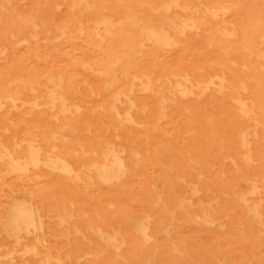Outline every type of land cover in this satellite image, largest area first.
I'll list each match as a JSON object with an SVG mask.
<instances>
[{
    "label": "rangeland",
    "instance_id": "obj_1",
    "mask_svg": "<svg viewBox=\"0 0 264 264\" xmlns=\"http://www.w3.org/2000/svg\"><path fill=\"white\" fill-rule=\"evenodd\" d=\"M55 1L60 2L38 0L36 5L35 0H9V4L0 0V14L8 12L9 22L21 25L26 34L15 38L0 33V46L6 47L0 53V94L6 87L10 93L19 91L24 101L8 110L14 121L19 114L23 120L8 126L12 139L5 145L22 165L28 160L29 142L21 140L28 139V131L39 132L34 127L39 122L33 121L37 115L46 119L48 114L44 77L65 64L64 47L76 50L74 45H64L52 57L43 34H27L28 19L37 16L41 26L43 12L56 22L63 17L64 7L54 9ZM230 8H236L235 4ZM263 9L264 0L239 5L233 40L239 52L229 55L236 65L222 66L230 82H244L247 96L258 104L262 125L264 80L248 49L259 40ZM14 40L13 46L8 44ZM185 47L179 44V53L169 61L160 59L175 65L180 60L188 68L191 93L170 97V106L159 122L150 113L146 131L143 127L129 131L115 122L108 129L110 120L100 108L106 102L103 94H88L83 89L84 95L77 99L85 130L76 125L74 140L78 142H55V150L75 164L79 160L75 150H84L85 169L101 148L92 141H113L108 142L110 146L124 149L127 168L112 182L99 181L92 170L91 176L75 180L43 162L19 174L0 161V264H264V240L245 206L255 199L246 178L264 175V128L258 142L251 135L249 142H243L241 125L245 122L236 103L217 94L209 81L219 72V66L209 65L214 58L220 60L218 50L192 45L185 51ZM160 54L168 55L166 51ZM244 67L252 70L242 72ZM232 93L236 95V89ZM147 101L151 104L152 100ZM39 143L44 161L53 142ZM249 156L252 160L247 167ZM260 185L264 192V182ZM19 201L39 209L41 243H36L32 229L16 235L8 227ZM144 227L149 240L141 231ZM99 232H107L105 240ZM33 248L35 253L30 251Z\"/></svg>",
    "mask_w": 264,
    "mask_h": 264
},
{
    "label": "bare ground",
    "instance_id": "obj_2",
    "mask_svg": "<svg viewBox=\"0 0 264 264\" xmlns=\"http://www.w3.org/2000/svg\"><path fill=\"white\" fill-rule=\"evenodd\" d=\"M245 2L247 0L55 1L54 9L60 5L64 7L63 17L56 22L47 19L43 12L45 21L41 22V26L37 24V16L28 19L31 28L27 34L32 37H37L38 33L43 34L52 57H56L57 50L64 45H74L76 50L74 52L70 47H64L65 64L58 66L56 70H50L44 77L48 114H45L46 119L40 116L42 114L37 115L33 121L42 124L34 126L39 132L28 131V139L21 140L29 142L28 160L23 165L19 157L6 148L5 142H11L12 139L7 134L8 126H14L23 120L19 114L14 121L8 110L17 109L24 101L19 91L10 93L6 87L1 89L0 124L4 127L0 125V161L19 174L29 167L37 168L43 162L52 171L62 172L64 176L75 180H80L82 175L91 176V170L103 183H110L123 175L127 168L124 149L110 146L108 142H113L111 140L92 141L101 148L85 169L84 150L80 153L75 150V156L79 158L75 164L55 150V142H78L74 140L76 125L82 131L85 130L82 115L80 116L82 105L77 102L84 95L83 89L88 94L106 96V102L100 108L103 107L110 120L108 129L115 122L118 127H129L127 130L143 127L146 131L148 122L145 119L150 113L159 122L170 106V97H175L177 92L191 93L193 84L188 68L182 66L180 60L177 65L163 60L174 58L179 53L178 45L182 43L186 45L185 51L192 45L218 50L220 60L214 58L209 65L219 66V72L214 73L209 81L214 84L217 94L236 103L239 116L245 122V125H241L245 129L242 130L243 142H249L248 135H251L254 142H258L260 131L264 128L258 104L247 96L244 82L240 79L230 82L222 67L226 63L236 65L229 57L230 53L238 56L239 52L233 44L238 31L234 17L239 13V5H244ZM7 3L9 4V0ZM35 4H39L38 0H35ZM232 4L236 8L231 9ZM261 14L264 18V9ZM9 16L8 12L5 16L0 14V33H8L15 38L26 35L23 34L21 25L9 22ZM16 42L14 40L8 44L13 46ZM5 50L4 45L0 46V53ZM163 51L168 55L160 54ZM248 54L255 58L256 70L264 80V22L259 26V40L254 47L248 49ZM250 70L251 67L241 69L242 72ZM234 89L236 95L232 93ZM29 90L33 92L35 89L31 86ZM148 99L152 100L151 104L147 103ZM39 142H53L51 152L44 161L41 159L43 144ZM251 160L252 156H249L245 162L247 167ZM251 175L246 180L250 182L255 199L245 206L250 218L258 224V234L264 240V192L260 185L264 182V175ZM16 205L8 222L11 232L21 235L22 230L28 232L32 229L36 243H41L39 209L24 201H19ZM141 231L144 238L149 240L147 228L144 227ZM98 236L105 240L107 232H99ZM17 240H22V237H17ZM86 243L90 244L89 241ZM261 249L264 254V249ZM30 251L35 253L34 248Z\"/></svg>",
    "mask_w": 264,
    "mask_h": 264
}]
</instances>
